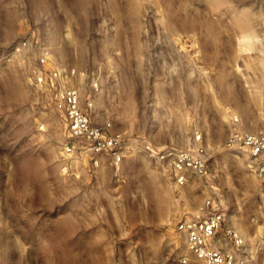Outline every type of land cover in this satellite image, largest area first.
Wrapping results in <instances>:
<instances>
[{
    "label": "rangeland",
    "instance_id": "rangeland-1",
    "mask_svg": "<svg viewBox=\"0 0 264 264\" xmlns=\"http://www.w3.org/2000/svg\"><path fill=\"white\" fill-rule=\"evenodd\" d=\"M43 46L82 100L97 79L94 121L134 139L117 165L63 157ZM263 101L264 0H0V264H183L175 224L207 198L245 240L236 263L264 264V182L226 145ZM198 144L206 175L176 185L162 152Z\"/></svg>",
    "mask_w": 264,
    "mask_h": 264
},
{
    "label": "built area",
    "instance_id": "built-area-1",
    "mask_svg": "<svg viewBox=\"0 0 264 264\" xmlns=\"http://www.w3.org/2000/svg\"><path fill=\"white\" fill-rule=\"evenodd\" d=\"M28 47L29 42L23 41L14 50L21 52ZM36 63L35 82L47 87L52 105L65 123L67 141L62 148L63 157L76 155L84 159L92 172L101 166L103 158L114 165L120 163L134 139L127 130L115 129L108 120L94 121V97L99 91L97 79H91L89 91L82 100L77 87L61 83L62 70L54 63L48 47L40 48ZM230 125L226 145L242 149L249 169L264 182V116L255 129L243 126L236 115L231 117ZM196 139L200 140V137ZM144 148L150 155H158L149 145ZM165 158L169 161L170 177L176 185L186 184L191 175H206L207 154L201 144L192 149H167L161 155V159ZM224 220L225 213L212 198L205 199L195 213L180 218L175 229L184 237L188 255L180 262L188 264L189 256H192L199 264H237L235 253L243 248L245 240L233 228L223 227ZM227 245L231 248L228 249Z\"/></svg>",
    "mask_w": 264,
    "mask_h": 264
}]
</instances>
